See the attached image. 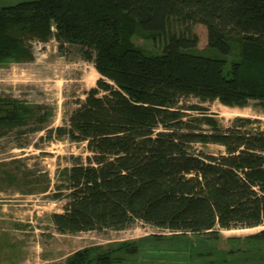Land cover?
Instances as JSON below:
<instances>
[{"label": "trees", "instance_id": "1", "mask_svg": "<svg viewBox=\"0 0 264 264\" xmlns=\"http://www.w3.org/2000/svg\"><path fill=\"white\" fill-rule=\"evenodd\" d=\"M195 24L206 30L202 52ZM134 36L160 41V50L134 45ZM51 39L59 50L76 48L100 76L64 124L46 130L48 138L85 144L88 153L71 157L63 172L67 201L50 215L58 234L118 231L135 221L213 236L264 225V129L249 118L222 127L203 108L187 119L178 105L194 97L237 108L257 101L264 109V0H30L0 7V63L31 61V44ZM31 113L0 99V135ZM210 144L221 150L195 147ZM247 237L264 239V230ZM138 251L134 242L88 246L64 264H122L119 253Z\"/></svg>", "mask_w": 264, "mask_h": 264}, {"label": "rangeland", "instance_id": "2", "mask_svg": "<svg viewBox=\"0 0 264 264\" xmlns=\"http://www.w3.org/2000/svg\"><path fill=\"white\" fill-rule=\"evenodd\" d=\"M22 1L30 0H0V7ZM192 32L198 39L197 50L204 51L205 28L195 24ZM132 42L145 50H160L158 40L134 36ZM31 51V61L0 63V99H15L32 112L24 125L0 135V247H19L18 252L27 256L36 246L43 252L56 248L60 256L88 246L107 248L134 242L140 252L119 253L124 258L122 264H264V239L247 237L264 230V225L220 229L218 236L173 233L140 221L118 231L56 233L50 215L61 213L67 201L63 172L72 165L71 157L84 159L88 153L85 144L64 136L58 139L54 133L48 138L46 130L62 126L100 76L76 48L59 50L54 39L33 42ZM207 55L217 56L213 51ZM178 105L187 119L200 117L203 108L205 115L214 117L222 127L236 118H249L264 129V109L257 101L237 108L189 97ZM195 147L212 153L221 150L214 144Z\"/></svg>", "mask_w": 264, "mask_h": 264}, {"label": "crops", "instance_id": "3", "mask_svg": "<svg viewBox=\"0 0 264 264\" xmlns=\"http://www.w3.org/2000/svg\"><path fill=\"white\" fill-rule=\"evenodd\" d=\"M35 248L37 250H34L32 254L27 256L26 253L18 252L17 249L19 247H0V264H64L66 258L72 254H64V252H61L59 256L56 248H51L49 252H43L38 246ZM47 253H52V255Z\"/></svg>", "mask_w": 264, "mask_h": 264}]
</instances>
